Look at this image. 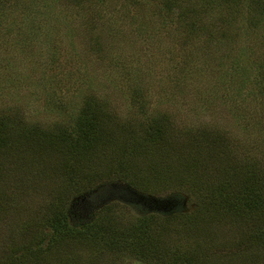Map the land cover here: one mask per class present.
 <instances>
[{"label":"rangeland","instance_id":"obj_1","mask_svg":"<svg viewBox=\"0 0 264 264\" xmlns=\"http://www.w3.org/2000/svg\"><path fill=\"white\" fill-rule=\"evenodd\" d=\"M191 1L164 7L159 0H0V117H23L26 124L59 130L77 125L88 102L97 103L111 118H105L107 129L114 128L115 120L123 123L124 136L111 146L128 148L126 156L135 152L131 143L142 137L151 115L161 120L158 114L163 113L173 122L145 144L147 152L140 147L143 152L134 154L132 168L116 165L102 183L96 174L104 177L110 168L102 160L73 156L66 149L63 153L52 140L15 136L17 144L0 148L1 189L10 191L0 196V202L16 205L2 211L0 204V259L7 248L23 243L20 236L30 237L21 232H37L36 211L54 199L52 190L81 184L85 178L88 185L76 186L72 194L87 188L72 195L67 211V223L74 228L83 231L99 209L117 202L124 207L114 206L109 213L125 211L124 218L116 214L118 222L151 212L172 215L171 228L177 232L172 242L186 247L194 264H264V248L254 256L253 248L240 245L243 230L207 202L211 199L206 195L216 193L199 185L203 177H197L193 186L185 182L173 187L174 171L182 169L181 163L190 165L192 176L205 164L208 177L218 163L212 150L220 148V136L213 134L202 144L199 138L193 140L198 129H216L224 133L222 141L235 140L238 148L232 156L227 154L230 159L242 150L264 161V51L261 38L250 31L253 0H228L221 7H210L201 19L196 14L192 30L178 28V12H186ZM257 4L262 8L255 15H263L264 0ZM260 19L264 23V15ZM136 89L144 94L138 100L132 95ZM161 134L169 141L157 143ZM165 149H176L180 155L161 158ZM64 168L75 169L83 178L69 181L61 173ZM197 204L211 206L214 212L199 213ZM49 227L44 226L45 232ZM156 239L161 248L165 241L159 233ZM47 240L40 247L39 261L46 264L164 260L147 253L134 255L126 244L108 249L98 241H65L45 250ZM185 240L189 242L184 245ZM173 252L168 259H173Z\"/></svg>","mask_w":264,"mask_h":264},{"label":"trees","instance_id":"obj_2","mask_svg":"<svg viewBox=\"0 0 264 264\" xmlns=\"http://www.w3.org/2000/svg\"><path fill=\"white\" fill-rule=\"evenodd\" d=\"M179 1L184 2V0H159L161 3L160 5L164 7L169 6L171 2L172 5H177ZM216 1L217 0H193L188 3L186 12H178L179 9H177L179 17H176L175 22L178 28L188 26V29L192 30L196 14L200 15L199 17L201 19L203 18L202 13L208 12L210 7H213V9L215 6L221 7L223 3H227L226 1L228 0H220L218 3ZM258 1L259 0H253L251 2L252 6L249 10L250 31L256 32L257 36L261 38L263 41L262 51H264V23H260L261 19L258 20L264 14L255 15L256 12L262 8V4L254 5L258 3ZM192 13H195V15ZM183 15H187L188 20L193 19V23L189 22ZM219 17H222V19L223 17H225V19L227 18V16H222L221 14ZM204 27L209 28L207 25L202 26V28ZM132 95L133 99L136 98V100H138L144 94L141 90L136 89ZM85 112L86 113L79 118L81 120L77 125L70 127L62 126L59 130L58 126L52 127V129H45L38 123L26 124L23 117L12 118L10 116H2L0 117V148H10V145L17 144L18 139H14L15 136L21 137L20 139H25L30 136L31 138L37 137L36 139L41 138L42 141L52 140L57 143L55 144L56 148H61L63 153H65L64 149H66L72 153L73 156H90V158H95L97 162L102 160L107 163L110 167L106 172L107 174L104 177L100 173L96 174V176H102V179L98 181V183H102L112 175L113 171L111 168H114V166L117 165L121 167L123 164H127L130 166L129 168H132L133 164L131 163H133L134 154L143 152L142 149L147 152L144 148L145 144L156 140V136L159 132H165L166 129L173 124L170 117H167L163 113L158 114V116L162 118L161 120L151 115L150 119L147 121L148 127L143 130L144 134L142 137L135 143H131V145L133 144L134 146L133 152H135L133 155L131 153L129 156H126L129 152L128 148L118 146V148L114 149L111 146L121 141L119 137L122 138L124 136L123 123H119L115 120L116 125H113L114 128L111 129V127H109L107 129L104 122H108L105 118H111L102 111L101 106L97 103H91L89 101L88 110L86 109ZM164 118L170 121L167 123V121H164ZM159 121H164L165 123L161 125ZM213 134H218L220 136V140H218V142H220V148H217L218 151H215V149L212 150V153H215L213 155H218V163L215 167H212L213 173L208 177L207 172L209 168H205L204 164L202 168L196 169L197 176H192L189 174L190 165L181 163L182 169L178 168L174 171L173 187L178 184L183 185L185 182L189 184V186H193L195 182L198 181L197 177L200 179L203 177L204 179L202 181L199 180V185L202 184V187H205L207 192L211 189L212 192L216 193L213 196L206 195L211 199L207 200V202L212 203L213 207L216 208L215 212L223 213L226 217L228 216L231 222H234L243 230L245 236L246 232H248L246 237H241L242 242L240 245H247V247L253 248V254L255 256L259 248H264V161L262 158L247 156L242 150H239L241 153L239 152L230 159L234 154L232 151L238 148V145L235 140H227V142L222 141V138H225L224 133H219L216 129H198L193 140L199 138V143L203 144L207 140H210L209 138L214 136ZM167 138L165 134H161V140L157 143L169 141ZM177 139H179V137H177ZM20 142L22 143V141ZM122 142L125 143L124 141ZM112 149L116 151L111 152ZM155 152H157V150ZM228 153H230L231 156H227ZM163 154L161 158L170 157L173 159L175 155H180V152L176 149H172V151L165 149ZM143 156H145V154H143ZM193 168L196 167L193 165ZM64 169L67 170V172L64 173ZM64 169H62V175L70 177L68 180L71 182H75V180L80 181L83 178L81 173H78L75 169ZM165 172L167 175H170L168 171ZM182 172H185V176H182ZM77 174L80 175L77 176ZM82 181L81 184H78L80 183L78 182L76 184L74 183V185H67L65 187L60 185L61 187L58 190H52L53 192H51L50 195L52 199H54L45 202L43 206L36 211L34 223L37 232H21L20 235L26 234L30 237L26 238L20 236L23 243L21 242L19 246H14L10 249L7 248V254L0 259V264H46L45 262H39L42 257V255L40 256L42 252L40 247L43 245L46 238H48V240L45 244V250L55 245H62L65 241H67V243L72 240L74 242L78 241L77 243L79 244H91L93 241H98V243H104L103 245L108 249L111 247H121L122 244H126L133 249L134 255L143 256L147 253V256L154 259H167V264H194L193 258L190 256L187 257L186 247L183 250L181 246H175L172 242V237L177 236V232L171 228V221L169 220L172 215H162L151 212L145 213L141 215L140 218L133 221L120 220L118 222L116 214L119 215L118 212H120L122 218H124L125 211L116 209V214H110L109 211H111L114 206H119V208L124 206H120L117 202H112L99 209L96 213L95 220L92 223H87L83 231L80 227L74 228L73 225H69V223H67V211L72 195L81 193L87 187L78 190L77 193L75 192L76 194H74V192L72 194V190L77 189L76 186L82 187L88 185L86 184L85 178ZM127 184L136 190L137 186L132 182H128ZM2 186L3 185L0 184V196L4 195V197H6L10 191L3 193V189H1ZM194 195H197V193L195 192ZM201 199L200 197V200ZM0 204L3 205L1 207L3 209L2 211H7L10 208L15 209L16 206L15 204L7 202H0ZM197 206V212L199 213L214 212L211 206L204 208L199 207L200 204H197ZM45 225L50 226V232H45V229H43ZM167 225L169 227H167ZM157 233H159L161 239L165 241V244H162L161 248L157 247L159 243L158 239H156ZM45 235L48 236L43 238ZM180 239H183V237ZM189 240L191 241V239ZM189 240H185L184 245L188 244ZM172 251H174V256L173 259L170 260L168 257ZM32 255H35L36 258H33ZM191 255L193 257L192 253ZM164 260L162 264H164Z\"/></svg>","mask_w":264,"mask_h":264}]
</instances>
